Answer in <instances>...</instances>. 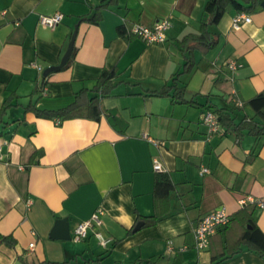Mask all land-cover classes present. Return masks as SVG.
<instances>
[{"label": "crops", "instance_id": "crops-1", "mask_svg": "<svg viewBox=\"0 0 264 264\" xmlns=\"http://www.w3.org/2000/svg\"><path fill=\"white\" fill-rule=\"evenodd\" d=\"M207 1L115 0L93 24L84 19L108 0H0V111L11 100L0 116V235L14 240L0 241V264H212L211 253L226 249L227 256L237 247L219 264H264L247 244L237 245L238 226L218 228L206 250L194 246L203 216L223 209L231 221L247 198L255 200L245 207L264 234V207L256 204L264 203V138L224 128L209 134L202 122L209 105L234 107L235 124L253 117L246 103L264 92V0L239 29L231 27L237 12L230 6L208 28L216 45L194 50L193 69L179 77L185 103L152 95L182 69L178 43L200 33ZM56 13L62 20L54 29L39 24ZM163 19L170 24L163 44L128 35L135 24ZM75 26L69 64L44 77L59 65ZM228 60L241 67L229 72ZM104 70L115 77L100 100V119L58 124L53 113L81 89L90 91ZM154 160L161 171L153 170ZM158 173L173 186L156 203ZM98 209V230L111 240L105 248L92 231L73 238ZM154 215L158 222L145 226L142 218ZM58 219L67 221L68 240L51 238Z\"/></svg>", "mask_w": 264, "mask_h": 264}, {"label": "trees", "instance_id": "trees-1", "mask_svg": "<svg viewBox=\"0 0 264 264\" xmlns=\"http://www.w3.org/2000/svg\"><path fill=\"white\" fill-rule=\"evenodd\" d=\"M114 1L115 0H108V2L102 3L97 7V12L93 15V17L86 18L84 20L93 24L98 23L101 19L99 11L106 6L113 4ZM256 3L257 0H208L203 8V15L207 18V20L201 24L200 33L188 34L184 36L183 39L178 43L180 51L184 56V64L182 65V69L172 76L170 83L166 84L161 91L154 92L152 95L167 96L170 97L174 102L185 103V100L183 99L184 87L179 85V77L189 73L193 69L195 65L193 58L194 50L211 49L216 45V37L208 30V28L218 24L228 6L232 7L237 13H248L252 10ZM125 32V29H120V33L125 34ZM68 64L69 62L66 64V66ZM114 77L115 71L104 70L90 91L87 89H81L75 93L74 100L69 106L53 113L54 115L60 117V120L57 123L59 124L65 119L75 117L92 118L98 121L102 115L100 100L101 98L107 96L113 89L114 84L112 83V80ZM10 102L11 100L8 99L3 103L0 116L5 114L6 110L10 106ZM246 106L252 110L253 117L248 118L245 116L238 124L234 123V107L226 110L217 109L214 106L209 105L208 107H205V111L212 112L217 117L220 127L224 128L225 131L232 130L238 135L246 131L256 139L264 138V92H260L255 95L246 103ZM244 107L245 106H242L240 109L243 110ZM40 114L49 116V114L52 113H38V115ZM256 118L258 120H256ZM172 186L173 185L168 174L158 173L155 176L153 194L156 203L160 198H166ZM142 219L145 222V226H152L159 220L156 215ZM233 225L236 227L238 226L240 231L237 245L239 246L240 244H247L261 257H264V234H262V232L258 229L255 221L252 218L251 211L247 207L240 209V211L235 214L232 220L225 225L226 228L224 230L232 227ZM0 241L10 246L14 245V240L11 238V236L0 235ZM210 244L211 241L209 245ZM238 250L239 247H237V250H229L227 256L225 253L226 249L223 250L219 255L211 253V263L219 264L223 260L232 258L239 252Z\"/></svg>", "mask_w": 264, "mask_h": 264}, {"label": "built area", "instance_id": "built-area-1", "mask_svg": "<svg viewBox=\"0 0 264 264\" xmlns=\"http://www.w3.org/2000/svg\"><path fill=\"white\" fill-rule=\"evenodd\" d=\"M61 20L62 15L56 13L53 16H40L39 24L49 29H54L61 22ZM250 21L251 19L246 13H236L232 17L231 27L236 30L239 29L241 25L250 23ZM169 28V21L167 19H163L155 21L151 25L135 24L128 30V35L137 37L147 44H163L167 39L166 33ZM33 66L38 71H41V67L38 65L34 64ZM225 67L229 72L233 73L239 69L241 65L234 60H228L225 63ZM234 102L236 107L243 106V104L238 100H235ZM202 122L206 126L209 134L215 133L221 129L217 117L212 112H205L202 117ZM153 170L156 172L162 170L160 163L156 160L153 161ZM201 173H208V170L202 168ZM239 204L243 208L248 204H255V200L247 198L239 201ZM256 204L261 208L264 207V203L257 202ZM101 214L102 210L98 209L95 213H93L90 219L78 224L73 231V238L76 241L83 240L87 237L88 232L92 231L99 245L105 248L111 240L104 237L98 230L101 224ZM229 220L230 216L223 209L214 210L203 216L194 228V246L196 250L203 251L208 249L210 238L215 234L218 228L225 226ZM28 248L32 249L33 244H29Z\"/></svg>", "mask_w": 264, "mask_h": 264}, {"label": "water", "instance_id": "water-1", "mask_svg": "<svg viewBox=\"0 0 264 264\" xmlns=\"http://www.w3.org/2000/svg\"><path fill=\"white\" fill-rule=\"evenodd\" d=\"M77 29L78 27L75 26L74 27V31L72 33L70 42L68 44L67 50L65 52V54L63 55L60 63L58 66L55 67H49L47 68L44 73L43 76L46 77L48 76V74L52 73V72H56L61 70L69 61L72 51H73V47H74V40L77 34ZM143 225L142 222L138 223L134 230L139 229L141 226ZM51 238L53 239H61V240H68L69 237V231H68V225H67V221L65 219H58L55 223V227L54 230L51 233ZM16 264H20L19 262H17Z\"/></svg>", "mask_w": 264, "mask_h": 264}]
</instances>
